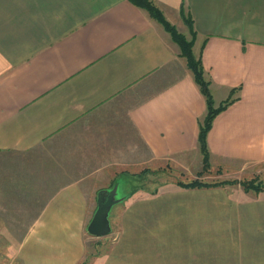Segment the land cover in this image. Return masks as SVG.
<instances>
[{
	"label": "crops",
	"instance_id": "obj_1",
	"mask_svg": "<svg viewBox=\"0 0 264 264\" xmlns=\"http://www.w3.org/2000/svg\"><path fill=\"white\" fill-rule=\"evenodd\" d=\"M151 1L194 33L214 105L240 87L207 133L211 162L264 161V0ZM205 112L177 44L129 0H0V153L20 157L0 187L46 195L22 264H264V194L225 187L136 191L87 255L99 191L125 169L201 161Z\"/></svg>",
	"mask_w": 264,
	"mask_h": 264
},
{
	"label": "rangeland",
	"instance_id": "obj_2",
	"mask_svg": "<svg viewBox=\"0 0 264 264\" xmlns=\"http://www.w3.org/2000/svg\"><path fill=\"white\" fill-rule=\"evenodd\" d=\"M187 39L190 40V38ZM217 100L218 97H216V101ZM3 156L5 157L4 159ZM0 157L7 164V167H5V163L0 165L3 167L2 172L15 171V165L19 166L20 164L17 163L20 157L16 156L14 153H0ZM13 161H15V163H13ZM10 162L12 163L9 164ZM208 162L209 166L205 171H203L202 161L195 158L191 159L187 164H178L177 161L174 160L161 159L145 164L146 166L144 168L142 167L143 169H125L118 173L117 177L112 181V183H114L113 187H117V198L120 199L113 206L126 200L122 199V197L124 196L125 198V194L135 187H137V191L140 192L156 193L177 187L176 184L179 181L186 182L194 178H199L201 181L208 183L224 180L225 184L217 187H225L231 193L236 189L247 192L246 195L251 197L264 194V161H244L236 165H231L232 163L229 164L228 160H212L211 162L209 157ZM135 170L139 173L146 171V173L144 177L138 178L139 176H136V173H131V171ZM198 172L204 173L198 177ZM233 180H236V182H232ZM248 180H251L253 186H259L258 192L253 189L254 187L248 191L243 189L241 181ZM4 183L5 181H1L2 187H0V264H22L16 253L19 241L27 229L28 224L37 213L40 205L45 200L46 195L30 197L23 194L22 191L19 192L20 190L17 192V189H13L11 185L5 187ZM105 189L107 190V188ZM22 194L24 196H22ZM110 211L108 218L111 213ZM86 227L87 225L85 223L83 235L85 237V245L87 246V255L92 254L93 251L94 254L96 253L97 255L105 252L108 244H100L101 240H96L94 238L95 236L90 235ZM82 264H84V262ZM85 264H87V262H85Z\"/></svg>",
	"mask_w": 264,
	"mask_h": 264
},
{
	"label": "trees",
	"instance_id": "obj_3",
	"mask_svg": "<svg viewBox=\"0 0 264 264\" xmlns=\"http://www.w3.org/2000/svg\"><path fill=\"white\" fill-rule=\"evenodd\" d=\"M129 1L135 6H138L144 9L149 14V16H151V18H154L159 23H161L164 29L170 34L171 39L178 45L180 55L185 59L186 64L192 73L194 81L198 85L199 90L205 99L206 112H205L203 119L199 123V131H198V138H197L198 148L202 156L201 161L203 164V171H205L206 169H208V166H209L208 160L210 156L209 149L207 146V133L209 132L211 128V124L215 116L219 112L224 110L229 104H231L235 100V98H232L231 93L235 92L240 87L232 88L230 90V94L228 98L220 102L218 106H215L213 97L210 91L211 80L207 78L204 74V69H203L201 58L196 57L193 53L192 46H193L194 33L193 32L191 33L192 39L188 40L181 32H179L176 29V27L173 24H171L163 16L162 12L153 4L151 0H129ZM145 173L146 171L145 172L143 171V173H138V174L136 173V176H139L138 178L140 177L142 178V176L144 177ZM203 173L198 172L197 176L199 177L203 175ZM232 182H236V180H233ZM113 184L114 183H111V185L107 187V190L109 188H112ZM223 184H225L224 180L216 181L213 183H208L205 181H201L199 178H194L186 182L179 181L177 182L176 185H177V188L186 189V188L217 187V186H222ZM241 184L245 191H248L252 187H254L253 189H255V191L258 192L259 186L258 185L253 186V183L251 182V180L241 181ZM103 190H106V189H102L100 190V192H102ZM136 191H137V187L127 192L125 194V198L123 197V199H127L129 196H131Z\"/></svg>",
	"mask_w": 264,
	"mask_h": 264
},
{
	"label": "water",
	"instance_id": "obj_4",
	"mask_svg": "<svg viewBox=\"0 0 264 264\" xmlns=\"http://www.w3.org/2000/svg\"><path fill=\"white\" fill-rule=\"evenodd\" d=\"M124 197V196H123ZM122 197V199H123ZM120 199L117 198V187L100 192L97 195V207L87 224V232L95 237L107 235L110 232L109 211Z\"/></svg>",
	"mask_w": 264,
	"mask_h": 264
}]
</instances>
